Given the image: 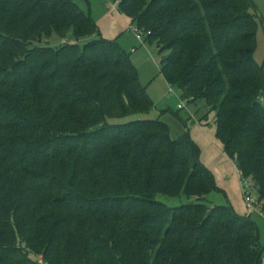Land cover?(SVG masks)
I'll return each instance as SVG.
<instances>
[{"label": "trees", "instance_id": "1", "mask_svg": "<svg viewBox=\"0 0 264 264\" xmlns=\"http://www.w3.org/2000/svg\"><path fill=\"white\" fill-rule=\"evenodd\" d=\"M264 204V67L251 0H109ZM74 0H0V264H263L255 224L204 200L201 152L148 119L154 103ZM59 47H36L53 37ZM136 117L119 124L114 121ZM158 195L195 199L178 208Z\"/></svg>", "mask_w": 264, "mask_h": 264}, {"label": "rangeland", "instance_id": "2", "mask_svg": "<svg viewBox=\"0 0 264 264\" xmlns=\"http://www.w3.org/2000/svg\"><path fill=\"white\" fill-rule=\"evenodd\" d=\"M74 1L81 10L92 17L100 32V35L83 40L80 44L103 38L115 42L129 56L138 72L140 84L146 88L154 103L153 110L146 118L160 119L169 126L172 139H189L200 149L201 163L212 173L216 184V190L204 200V203L208 207H229L237 215L249 218L257 227L259 241L264 248V204L259 202L258 194L252 188V196L258 202L257 211L248 209L242 191L243 178L237 164L226 155L222 143L216 139L215 114L209 112L204 100L191 103L182 99L181 91L177 87L170 86L161 74V61L168 53L161 54L157 45L149 44L145 37L141 42L131 30L136 29L137 26L120 10L111 13L108 0ZM251 1L252 14L257 22V47L254 58L259 66L264 67V0ZM63 43L61 38L55 36L50 40V44L43 41L36 44V47L47 45L59 47ZM171 89L173 92L170 91ZM261 103L264 107V95ZM135 118H126L114 123L123 124ZM156 199L172 209L195 201L185 196L166 195H158Z\"/></svg>", "mask_w": 264, "mask_h": 264}, {"label": "built area", "instance_id": "3", "mask_svg": "<svg viewBox=\"0 0 264 264\" xmlns=\"http://www.w3.org/2000/svg\"><path fill=\"white\" fill-rule=\"evenodd\" d=\"M111 11L112 12H118L119 11V3L118 2L111 1ZM131 30L137 35L138 39L142 42L143 37H145L144 34L142 32H140L138 28H136L134 30L131 29ZM133 51L135 52V50H133ZM170 91L173 92L172 89ZM183 106H184V104H183ZM183 106H180V107H183ZM252 188H253L252 183L249 180L243 179L242 191L244 194L246 205H247L248 209H250L252 211H257L258 202L252 196V193H251ZM263 264H264V262H263Z\"/></svg>", "mask_w": 264, "mask_h": 264}, {"label": "crops", "instance_id": "4", "mask_svg": "<svg viewBox=\"0 0 264 264\" xmlns=\"http://www.w3.org/2000/svg\"><path fill=\"white\" fill-rule=\"evenodd\" d=\"M108 2H109V10H111V1L108 0ZM111 13H116V12H112V11H111ZM134 50L136 51V49H134ZM239 173H240V172H239Z\"/></svg>", "mask_w": 264, "mask_h": 264}]
</instances>
